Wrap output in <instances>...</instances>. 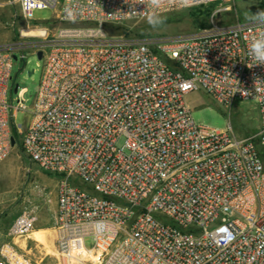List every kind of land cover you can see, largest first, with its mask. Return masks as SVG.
I'll use <instances>...</instances> for the list:
<instances>
[{"label":"built area","instance_id":"2783aa9c","mask_svg":"<svg viewBox=\"0 0 264 264\" xmlns=\"http://www.w3.org/2000/svg\"><path fill=\"white\" fill-rule=\"evenodd\" d=\"M231 1L173 0L162 11ZM17 3L28 30L35 11L61 25L35 27L37 42L0 45V163L18 144L58 178L59 254L94 256L91 264H264V65L248 52L261 28L216 24L213 14L189 34L128 38L106 26L145 20L138 0ZM25 49L42 53V74L32 105L17 89L12 108L11 70ZM200 91L224 106L256 103L257 132L237 139L196 124L187 96ZM19 111L26 124L13 126ZM36 221L28 210L11 222L0 264H34L19 241Z\"/></svg>","mask_w":264,"mask_h":264},{"label":"rangeland","instance_id":"374dc122","mask_svg":"<svg viewBox=\"0 0 264 264\" xmlns=\"http://www.w3.org/2000/svg\"><path fill=\"white\" fill-rule=\"evenodd\" d=\"M212 6L211 14H214L216 24L227 25L236 22L243 24L248 23L245 19L246 14L264 10V0H232ZM200 9L201 7H194L165 14L166 25L158 30L151 29L145 20L111 24L106 26V29L113 35L128 38L172 37L189 34L197 28L190 15ZM53 16L54 13L50 10L35 11L33 17L38 22L36 26L35 23L30 24L29 31L34 32L35 27L38 29L47 27L53 31L61 25L52 19ZM29 31L20 15L17 0H0V45L22 40L27 42L40 40L37 33H28L27 39L21 38L22 32ZM16 55L18 60L13 62L12 81L14 85H18V91L26 90L23 95V104L30 107L39 86L43 60H39L29 49L17 52ZM21 55H25L23 61ZM28 72L31 73L30 76L27 75ZM17 99L21 100L17 94L12 93L9 99L12 108L17 107ZM187 101L193 120L198 125L216 130L230 128L231 134L237 139L251 137L259 128L258 108L252 101H238L231 106H224L201 91L189 94ZM11 112L12 110L9 115ZM26 120V114L19 111L12 119V125H25ZM123 144L124 139L120 138L116 147L120 149ZM57 185L58 178L41 171L24 155L18 144L0 163V244L9 240L8 228L18 215L28 210L34 212L37 216L34 233L46 232L47 240V243L41 244L31 236L26 241V246L22 247L28 252L34 264H77L63 258L56 247L53 225ZM78 259L82 260L83 264H91L90 259H84L83 256H78Z\"/></svg>","mask_w":264,"mask_h":264},{"label":"clouds","instance_id":"9594fccd","mask_svg":"<svg viewBox=\"0 0 264 264\" xmlns=\"http://www.w3.org/2000/svg\"><path fill=\"white\" fill-rule=\"evenodd\" d=\"M172 2L173 0H138L139 4L145 6L143 11L138 13L143 15L146 23L151 29L158 30L163 28L167 22L166 16L162 10ZM245 19L249 23L261 28V31L255 33L250 38L248 52L254 65H264V10L246 14ZM257 80L259 79L257 78L256 81Z\"/></svg>","mask_w":264,"mask_h":264},{"label":"trees","instance_id":"16d2710c","mask_svg":"<svg viewBox=\"0 0 264 264\" xmlns=\"http://www.w3.org/2000/svg\"><path fill=\"white\" fill-rule=\"evenodd\" d=\"M212 8V5L201 6L200 10H195V12L190 15L191 20L197 26L196 29H206L210 26L209 19L212 15ZM139 37L142 38V36Z\"/></svg>","mask_w":264,"mask_h":264},{"label":"bare ground","instance_id":"6f19581e","mask_svg":"<svg viewBox=\"0 0 264 264\" xmlns=\"http://www.w3.org/2000/svg\"><path fill=\"white\" fill-rule=\"evenodd\" d=\"M29 31V30H28ZM30 32V31H29ZM33 34H35L36 32H32ZM27 35H29V34H27ZM31 36V35H30ZM48 233V232H47ZM32 237H33V239L35 240V241H37V242H39V243H41V244H45V242L47 241L46 240V232H44V231H38V232H36V233H33L32 234ZM47 243V242H46ZM47 245V244H46ZM79 256H82L81 254L79 255ZM83 258L84 259H90L89 261H91V263L95 260V258H94V256H83ZM77 259H78V257H77ZM73 262L72 263H83V261L82 260H76V259H73L72 260Z\"/></svg>","mask_w":264,"mask_h":264},{"label":"water","instance_id":"95a60500","mask_svg":"<svg viewBox=\"0 0 264 264\" xmlns=\"http://www.w3.org/2000/svg\"><path fill=\"white\" fill-rule=\"evenodd\" d=\"M36 56H37V58H38L39 60H41L42 53H41V52H37V53H36ZM14 59H16L15 56H14ZM27 75L30 76L31 73L28 72ZM17 89H18V85L16 84V85H14V87H13V91H12V93H13V94H16V93H17ZM11 145H12V146L15 145V141H14L13 139H11Z\"/></svg>","mask_w":264,"mask_h":264},{"label":"crops","instance_id":"0c3cea01","mask_svg":"<svg viewBox=\"0 0 264 264\" xmlns=\"http://www.w3.org/2000/svg\"><path fill=\"white\" fill-rule=\"evenodd\" d=\"M27 241V240H26ZM26 241H23V240H21V241H19L20 242V247L22 248V247H25L26 246Z\"/></svg>","mask_w":264,"mask_h":264}]
</instances>
